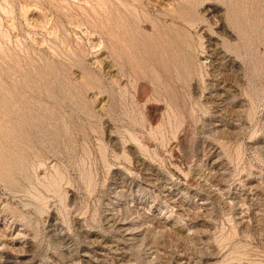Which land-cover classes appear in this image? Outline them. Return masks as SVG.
Segmentation results:
<instances>
[{
  "label": "rangeland",
  "instance_id": "rangeland-1",
  "mask_svg": "<svg viewBox=\"0 0 264 264\" xmlns=\"http://www.w3.org/2000/svg\"><path fill=\"white\" fill-rule=\"evenodd\" d=\"M0 264H264V0H0Z\"/></svg>",
  "mask_w": 264,
  "mask_h": 264
}]
</instances>
